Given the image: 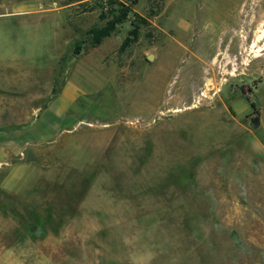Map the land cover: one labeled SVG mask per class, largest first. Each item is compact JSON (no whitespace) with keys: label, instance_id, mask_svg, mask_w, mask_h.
<instances>
[{"label":"rangeland","instance_id":"374dc122","mask_svg":"<svg viewBox=\"0 0 264 264\" xmlns=\"http://www.w3.org/2000/svg\"><path fill=\"white\" fill-rule=\"evenodd\" d=\"M108 1L0 0V264H264V0Z\"/></svg>","mask_w":264,"mask_h":264},{"label":"trees","instance_id":"16d2710c","mask_svg":"<svg viewBox=\"0 0 264 264\" xmlns=\"http://www.w3.org/2000/svg\"><path fill=\"white\" fill-rule=\"evenodd\" d=\"M139 0H109L108 1V13L102 16L106 18V22L103 26L92 28L88 31L90 38V45L96 47L102 43V41L109 37L117 28V26L123 24L125 20L131 15V7L136 5ZM133 35H136V31H132ZM80 44L76 45L74 54H79ZM253 106V104H251Z\"/></svg>","mask_w":264,"mask_h":264},{"label":"bare ground","instance_id":"6f19581e","mask_svg":"<svg viewBox=\"0 0 264 264\" xmlns=\"http://www.w3.org/2000/svg\"><path fill=\"white\" fill-rule=\"evenodd\" d=\"M263 38H264V29H261L260 32H259V34L256 35V39H255V41L253 42V45H252L251 49L255 48V47H256V44H257L258 42H260ZM255 43H256V44H255ZM253 52H254V54H257L258 52H260V48H259V47L256 48L255 50H253ZM211 82H212L211 80H207V85H206V88H207V89L211 86ZM207 91H208V90H207ZM204 95H205V94H203V97H205Z\"/></svg>","mask_w":264,"mask_h":264},{"label":"water","instance_id":"95a60500","mask_svg":"<svg viewBox=\"0 0 264 264\" xmlns=\"http://www.w3.org/2000/svg\"><path fill=\"white\" fill-rule=\"evenodd\" d=\"M146 59L148 61H152L154 59V54L153 53H149L146 55ZM260 125L259 119L258 118H254L251 122H250V127L252 129H257Z\"/></svg>","mask_w":264,"mask_h":264},{"label":"flooded vegetation","instance_id":"af4514ba","mask_svg":"<svg viewBox=\"0 0 264 264\" xmlns=\"http://www.w3.org/2000/svg\"><path fill=\"white\" fill-rule=\"evenodd\" d=\"M254 118H251V121L253 120Z\"/></svg>","mask_w":264,"mask_h":264}]
</instances>
